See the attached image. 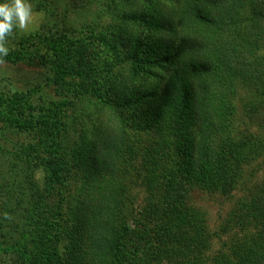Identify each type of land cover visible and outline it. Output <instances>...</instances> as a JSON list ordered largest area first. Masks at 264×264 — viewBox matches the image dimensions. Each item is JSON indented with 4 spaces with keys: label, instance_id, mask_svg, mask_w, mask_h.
Listing matches in <instances>:
<instances>
[{
    "label": "trees",
    "instance_id": "1",
    "mask_svg": "<svg viewBox=\"0 0 264 264\" xmlns=\"http://www.w3.org/2000/svg\"><path fill=\"white\" fill-rule=\"evenodd\" d=\"M96 1L109 19L98 29L60 18L8 38L3 61L41 67L45 80L0 92L3 127L37 134L0 163L13 175L0 198L4 209L27 202L41 214L29 233L41 228L29 250L1 233L0 251L30 264H264V174L229 212L218 250L192 199L194 189L231 194L244 166L264 159V135L237 120L238 86L253 95L245 111L264 114V0ZM95 41L108 55L94 56ZM49 88L53 99L28 104Z\"/></svg>",
    "mask_w": 264,
    "mask_h": 264
},
{
    "label": "rangeland",
    "instance_id": "2",
    "mask_svg": "<svg viewBox=\"0 0 264 264\" xmlns=\"http://www.w3.org/2000/svg\"><path fill=\"white\" fill-rule=\"evenodd\" d=\"M52 4V7H58L57 12H60V16L56 17L57 15L49 16L45 14L43 11L34 10V4L28 0L29 3L32 5V22L29 26V29L24 32H28L30 30L41 29L43 26H50L54 21H59L61 18L62 24H66V27L78 28L85 26L86 24H94L96 29L100 28L102 25H107L109 23V19L106 18L107 16L100 15L97 12L98 9L101 8L100 2L96 0H45ZM164 5H169L167 0H161ZM126 5L124 6L125 9H131V5L125 0ZM67 6L66 10L64 7ZM134 7V6H133ZM168 7H171L170 5ZM62 8V9H60ZM135 8V7H134ZM61 24V23H60ZM97 24V26H96ZM140 30L143 32L148 31L147 26H141ZM19 32H23L20 30H16ZM91 50L94 56L103 55L105 56L106 53L108 55L109 50L108 47L102 43H98L97 41L91 43ZM145 76V75H144ZM143 76H138V80L141 82ZM147 79V78H146ZM45 80L44 71L41 67L38 66H29L21 62L17 63H9L4 62L0 64V92H10V91H23L29 90L36 86V84H43ZM149 82L152 80L153 77H149ZM158 82V79H157ZM252 91L251 89H249ZM237 106L239 108L238 118L239 121L238 127L242 131H250L258 134L264 135V128H260L258 125H264V114L258 115L257 113L251 112L254 109L249 111H245L244 104L247 102L246 100L253 95L249 93L248 88L243 86L237 87ZM56 92L49 88L45 89L44 93L39 97V94L36 96V99L29 102V105H40L46 104L47 101L42 100L43 97L46 100L53 99ZM3 129L4 131H1ZM33 131H28L26 129L18 131L14 133L13 129H7L3 127V123L0 121V149L4 147L6 150H0V163H3L7 158L13 157L15 155V148L19 150H23V146L28 143H33L36 139V135L32 134ZM22 143L23 145H16V143ZM4 165V164H3ZM17 175L21 172L14 171ZM40 173L37 170L35 175L38 176ZM264 174V159L258 158L244 166L243 176L241 177L240 182L236 186V188L231 192V194L224 196L219 193H211L207 191H203L200 189H194L192 192V199L196 203V205L200 206L204 211L207 218V225L209 230L214 234L211 244V251L218 250L221 245L222 241L227 239L229 236L228 231H223V224L234 206L240 199L245 197L247 191L251 188L250 186H254L258 184ZM20 177V176H19ZM13 175L7 176L6 174L0 173V197H3L5 194L1 191L4 190L3 184L11 181ZM25 200V198L23 199ZM0 198V218L1 220L5 215H7L8 223H4L2 227H0V234L4 233L5 240H7V236L9 234V242L14 243L24 239L27 242L28 250L33 249L32 247L34 244L31 242V238L35 232L39 231L41 226L34 223V227L32 233H29V227H26V221L28 217H33L34 219L38 220L41 218V214L39 211L36 210L31 211V206L28 205L27 202L22 203H14L8 204V208L4 209L3 204L1 203ZM28 206V208H27ZM31 215V216H30ZM43 220V219H42ZM41 220V221H42ZM40 221V222H41ZM31 224V223H30ZM11 227L15 229L9 230L8 228ZM6 231H8L6 233ZM11 234V235H10ZM41 241L43 245L46 247L47 251L51 252L52 250V241L53 236L49 233L48 230H44L41 233ZM2 238H0L1 240ZM4 240V241H5ZM35 252V251H34ZM33 253H31L32 255ZM30 255V257H32ZM15 261H18L20 264H30L31 260L25 259L23 257H18L17 255H13L12 253L6 251H0V264H16Z\"/></svg>",
    "mask_w": 264,
    "mask_h": 264
},
{
    "label": "clouds",
    "instance_id": "3",
    "mask_svg": "<svg viewBox=\"0 0 264 264\" xmlns=\"http://www.w3.org/2000/svg\"><path fill=\"white\" fill-rule=\"evenodd\" d=\"M32 22V5L28 0H0V64L7 56L8 38L16 30L27 31Z\"/></svg>",
    "mask_w": 264,
    "mask_h": 264
}]
</instances>
